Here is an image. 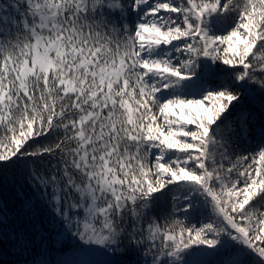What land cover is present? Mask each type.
Segmentation results:
<instances>
[{
    "label": "snow or ice",
    "instance_id": "6c2138e0",
    "mask_svg": "<svg viewBox=\"0 0 264 264\" xmlns=\"http://www.w3.org/2000/svg\"><path fill=\"white\" fill-rule=\"evenodd\" d=\"M0 264H264V0H0Z\"/></svg>",
    "mask_w": 264,
    "mask_h": 264
}]
</instances>
